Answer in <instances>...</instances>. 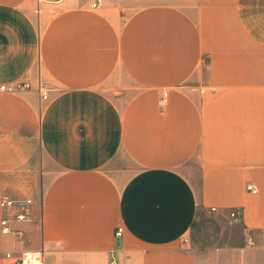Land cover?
<instances>
[{
	"label": "crops",
	"instance_id": "crops-1",
	"mask_svg": "<svg viewBox=\"0 0 264 264\" xmlns=\"http://www.w3.org/2000/svg\"><path fill=\"white\" fill-rule=\"evenodd\" d=\"M97 1L0 0V264H264V0Z\"/></svg>",
	"mask_w": 264,
	"mask_h": 264
},
{
	"label": "built area",
	"instance_id": "built-area-1",
	"mask_svg": "<svg viewBox=\"0 0 264 264\" xmlns=\"http://www.w3.org/2000/svg\"><path fill=\"white\" fill-rule=\"evenodd\" d=\"M101 3V0H98L93 6L96 7ZM33 85L27 81H20L14 84H3L0 83V95L3 93H13L18 94L24 91L31 90ZM53 88L47 83H39L37 85V91L41 95L43 100H48L50 97V93ZM169 92L167 90L163 91L162 96L158 102L159 107L164 109L168 104ZM248 189L252 191L254 194L258 193V190L249 186ZM34 202L29 198H19L12 199L4 197L0 200V208L6 212L7 214L2 218L0 222L1 232L3 235H10L15 239H23L24 232L20 229H14L13 223L15 222H31L33 221L32 217V207ZM216 211V209H213ZM16 211L17 213L12 214V212ZM230 220L234 224L242 223V213L240 210H234L229 215ZM39 222L42 219L38 220ZM124 230L119 227L116 232L117 237H121ZM185 243L188 242V239L184 240ZM247 243L249 245H254V239L252 237L248 238ZM5 260L8 264H45L44 262V254L42 251H25L20 253L18 251L12 250L5 254ZM110 264H120L115 258L111 261Z\"/></svg>",
	"mask_w": 264,
	"mask_h": 264
}]
</instances>
